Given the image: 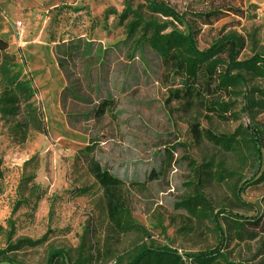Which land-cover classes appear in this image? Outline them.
Here are the masks:
<instances>
[{
  "label": "rangeland",
  "instance_id": "rangeland-1",
  "mask_svg": "<svg viewBox=\"0 0 264 264\" xmlns=\"http://www.w3.org/2000/svg\"><path fill=\"white\" fill-rule=\"evenodd\" d=\"M126 1L134 8L145 6L143 0H0V38L32 79L38 93L33 103L46 126L45 132L31 129L22 143L14 126L25 116L0 117V264H46L51 248L63 249L69 262L83 256L90 264L127 263L144 244L168 246L184 259L223 249L232 262L264 264L258 253L264 241V181L245 186L248 167L215 142L237 130L259 128L264 144V113L248 110L252 88L264 89V80L249 79L227 91L220 87L232 62L264 53V0H159L175 11L177 21L150 16L141 7L146 17L173 22L177 30L191 34L201 51L220 49L212 59L217 60L216 70L201 69L195 80L189 79L175 59L148 51L133 65L139 86L99 103L96 119L73 130L60 105L66 82L54 47L76 38L104 47L124 40L125 28L115 16L105 19L104 14H121ZM214 11L221 12L220 19L207 24L200 18ZM128 64L123 57L109 78L120 77ZM219 104L228 109L221 111ZM96 137L97 154L86 155L90 138ZM165 146L177 152L164 180L153 178L144 187L99 181L103 159L149 161L155 149ZM219 166L238 175L221 183L201 176ZM199 178L214 207L213 218L198 220L164 204V198L191 194L183 184L198 183ZM121 210L148 236L123 233L117 225ZM224 212L239 217L256 238L226 239L231 230ZM44 237L37 248L6 252L20 240Z\"/></svg>",
  "mask_w": 264,
  "mask_h": 264
},
{
  "label": "trees",
  "instance_id": "trees-1",
  "mask_svg": "<svg viewBox=\"0 0 264 264\" xmlns=\"http://www.w3.org/2000/svg\"><path fill=\"white\" fill-rule=\"evenodd\" d=\"M145 6L134 8L126 1L124 10L118 14L116 10H108L104 17L115 16L118 24L126 30L124 40L115 45L104 47L101 43L85 38H76L67 42H60L54 47L56 63L65 79L66 85L60 94V105L68 126L75 130L78 125L88 124L96 119L99 110L97 105L103 101L115 99L116 95L131 92L139 86L140 79L133 71L137 58H142L150 51L160 58H173L177 65L189 79L195 80L201 69L214 72L217 60H212L220 49L201 51L191 34H184L177 30L173 22L160 23L146 17L140 11L144 7L150 16L161 15L177 21L175 11L166 7L159 0H143ZM221 12L214 11L200 18L207 24L211 19L218 20ZM238 41V40H237ZM124 57L129 63L122 74L109 78L115 73V65ZM234 73V74H233ZM249 79L264 80V53L256 54L250 59L234 61L226 75L220 78V87L224 90L237 88L248 84ZM32 79L23 72V67L16 62L14 55L9 52V44L0 38V117L3 120H16L25 116L23 123L14 126L15 133L19 134L22 143L27 140L31 129L45 132L42 112L34 106L37 96ZM252 97L248 99V110L264 113V89L252 88ZM221 111L228 106L219 104ZM83 108L90 110L78 111ZM73 110V111H70ZM99 137L90 138L89 145L84 149L86 155L97 154ZM216 145L225 153L238 158L242 166L248 167L249 180H244L245 186L264 181V144L263 132L259 128L237 130L225 137H217ZM174 147H160L151 153L149 161L123 160L115 161L112 158L103 159L100 164L98 179L100 182L130 183L144 187L153 178L164 180L168 169L172 167ZM3 162L0 159V179L3 176ZM209 181L218 183L236 177L237 172L227 170L223 166L217 170L209 169L201 173ZM245 177V176H242ZM245 179V178H242ZM252 180V181H250ZM255 181V182H253ZM203 180L198 183L183 184L191 194L178 199L164 198V204L173 212L182 213L198 220L213 218L214 207L203 190ZM224 221L231 230L226 239H236L239 242L252 241L255 234L248 233L239 217L224 212ZM117 225L125 234L137 233L148 236L145 228L132 215L121 210L117 214ZM1 230V226H0ZM10 240L12 239L10 235ZM46 237L34 240H20L15 245H9L6 252L18 251L22 248L34 249L46 241ZM227 241V240H226ZM227 248V246H226ZM258 253L264 255V241ZM92 259V258H91ZM89 258L80 256L76 261L69 262L63 249L51 248L47 255L46 264H90ZM116 264H242L230 261L223 249L210 253L187 256L184 259L174 249L168 246L154 247L144 244L137 247L129 256L127 263L123 259Z\"/></svg>",
  "mask_w": 264,
  "mask_h": 264
}]
</instances>
